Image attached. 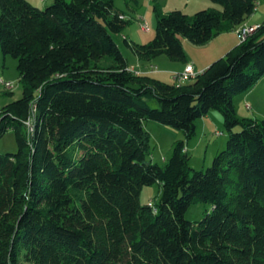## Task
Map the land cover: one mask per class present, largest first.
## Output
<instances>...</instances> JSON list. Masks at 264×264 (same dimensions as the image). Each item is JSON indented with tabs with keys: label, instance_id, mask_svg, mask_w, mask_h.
I'll return each mask as SVG.
<instances>
[{
	"label": "trees",
	"instance_id": "trees-1",
	"mask_svg": "<svg viewBox=\"0 0 264 264\" xmlns=\"http://www.w3.org/2000/svg\"><path fill=\"white\" fill-rule=\"evenodd\" d=\"M210 1L220 9L191 16L154 4L152 40L124 46L185 63L181 37L203 45L257 5ZM131 21L114 0H0V48L21 84L0 108V137L10 129L17 144L0 153V264H264V119L238 118L232 99L264 76V20L182 83L129 69L115 36ZM209 109L228 138L194 170L185 141ZM146 120L184 137L163 165L149 158ZM155 183L159 200L141 204ZM198 202L211 210L190 221Z\"/></svg>",
	"mask_w": 264,
	"mask_h": 264
},
{
	"label": "rangeland",
	"instance_id": "rangeland-1",
	"mask_svg": "<svg viewBox=\"0 0 264 264\" xmlns=\"http://www.w3.org/2000/svg\"><path fill=\"white\" fill-rule=\"evenodd\" d=\"M27 1L32 5L43 9L45 6L51 4L53 0ZM199 1H201L200 4L197 3L196 0H114V6L117 9L122 10L126 14V17L132 20L131 23L123 29L121 34L118 36L114 35L124 56L128 57L129 62H131L134 57V55L124 46L121 38L122 35H126L129 40L142 44L152 40L156 26V20L152 10L154 4H158L163 11L179 9L189 16L202 9H220V6L210 0ZM202 4L206 5L203 6ZM252 16L254 20H259V23L264 20V0H257V5ZM141 23H146L148 25V31H143L141 29ZM237 29L238 27L234 29L236 37ZM181 40L183 50L188 56V59L191 60L193 58L198 61H203L205 53L216 51L219 48V44H221L218 42L219 40L216 42H208L203 45L192 44L184 37H181ZM164 59L168 60L166 56L161 55V58L157 61V67L162 71L174 70L172 69L174 66L182 67L183 65L181 62H172L173 64H170V62H165ZM182 68H179V70ZM175 70H178V68ZM155 71H157V68H155ZM174 72L171 73V76ZM156 76L159 79L168 82H171L173 78L167 73L159 75L155 74V77ZM1 78L6 82H10L11 88H6L0 85V108L6 103L21 96V84L16 69V60L10 55L4 56L0 48V79ZM187 81L188 80H184V82ZM9 91L12 92V95L7 94ZM232 99L238 118L264 119V76H262L248 91L236 94ZM148 103L151 107L157 106L155 99H150ZM195 124L196 133L193 138L189 139L187 142L185 141V147L190 157V167L194 170H204L210 166L212 158L225 148L228 134L224 126L223 116L217 109H209L204 116L195 121ZM144 128L150 134L151 151L149 158L152 162L159 165H163V163L170 157L173 143L177 140H184L180 131L151 120H146L144 122ZM233 130L238 131L240 128L235 127ZM16 150L17 144L14 133L9 129L0 137V153H13ZM160 195L161 189L158 183L143 186L139 195V202L141 204L148 203L151 205L159 200ZM210 210L211 206L209 203H191L185 212V218L190 221H199Z\"/></svg>",
	"mask_w": 264,
	"mask_h": 264
},
{
	"label": "crops",
	"instance_id": "crops-1",
	"mask_svg": "<svg viewBox=\"0 0 264 264\" xmlns=\"http://www.w3.org/2000/svg\"><path fill=\"white\" fill-rule=\"evenodd\" d=\"M196 2L200 4L201 1L196 0ZM202 5L205 6L206 4H202ZM252 15H253V13L244 21V25L253 26V25L259 24V20H254ZM124 37L128 38L126 35H122L121 38H124ZM217 40H219L218 42L221 43V44H219V48L216 51H210V52L205 53L204 57H203V61H198V60L193 59V58L190 60V59H188V56L186 55V62L183 63V65H182L183 68L174 66L172 68L174 70L162 71L157 67V61L161 58V56H159V57H157L151 61L140 60L139 58L134 56L132 58L131 62H129L127 56H125V57H126V61H127L128 66H129V69L132 68V69H136V70L146 72L148 70L149 65H150L149 67H151V65H155L157 68V71L149 73L154 77H155V74L159 75V74H165V73H167L171 76V73L174 71H177V72H179L180 70L182 71L184 69V66L186 63H191L193 65L195 71L198 73V72H201L202 70H204V68H206L213 60L221 57V55H224L230 48H232L234 45H236L238 43L234 30L222 32L219 35H217L216 37H214L213 39H211L209 42H213V41L216 42ZM164 60H165V62H170V64H173L172 62H175V61H171L169 59L168 60L164 59ZM176 68H178V70H175ZM179 68H182V69L179 70ZM156 78H158V77L156 76ZM172 81H173V78H172Z\"/></svg>",
	"mask_w": 264,
	"mask_h": 264
},
{
	"label": "built area",
	"instance_id": "built-area-1",
	"mask_svg": "<svg viewBox=\"0 0 264 264\" xmlns=\"http://www.w3.org/2000/svg\"><path fill=\"white\" fill-rule=\"evenodd\" d=\"M255 28H256L255 25L247 26L246 28H241L239 30L238 35H237L238 42L244 41L247 37V33L251 32ZM141 29L143 31H148V25L146 23H141ZM155 68L156 67L154 65H151V67L148 68L147 72H142L140 70H136V69H132V68H130V70L133 71L134 73L139 74V73H149V72L155 71ZM196 74H197V72L195 71L193 65L191 63H187L184 66V69L182 71L174 72L172 77H173V80L175 82L182 83V82H184V80H189L190 78H193ZM0 85H2L3 87H6V88H11V83L4 81L2 78L0 79Z\"/></svg>",
	"mask_w": 264,
	"mask_h": 264
},
{
	"label": "bare ground",
	"instance_id": "bare-ground-1",
	"mask_svg": "<svg viewBox=\"0 0 264 264\" xmlns=\"http://www.w3.org/2000/svg\"><path fill=\"white\" fill-rule=\"evenodd\" d=\"M246 27H247L246 25H241V26H239L238 29L236 30L237 35H238L239 30H240L241 28H246ZM253 31H254V30H252L251 32H248V33H247V36L250 35ZM246 38H247V37H246Z\"/></svg>",
	"mask_w": 264,
	"mask_h": 264
}]
</instances>
